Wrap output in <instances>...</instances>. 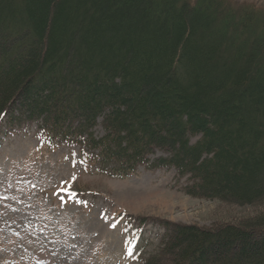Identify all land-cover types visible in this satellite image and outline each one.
<instances>
[{"label":"trees","instance_id":"trees-1","mask_svg":"<svg viewBox=\"0 0 264 264\" xmlns=\"http://www.w3.org/2000/svg\"><path fill=\"white\" fill-rule=\"evenodd\" d=\"M33 123L114 176L174 168L191 196L259 208L212 228L128 215L166 232L140 264H264V6L0 0V134Z\"/></svg>","mask_w":264,"mask_h":264},{"label":"rangeland","instance_id":"rangeland-1","mask_svg":"<svg viewBox=\"0 0 264 264\" xmlns=\"http://www.w3.org/2000/svg\"><path fill=\"white\" fill-rule=\"evenodd\" d=\"M37 126L0 135V264H140L166 232L152 222L141 230L128 215L212 228L259 211L185 193L174 168L114 176L78 146L40 143ZM95 132L104 135L100 125Z\"/></svg>","mask_w":264,"mask_h":264},{"label":"snow or ice","instance_id":"snow-or-ice-1","mask_svg":"<svg viewBox=\"0 0 264 264\" xmlns=\"http://www.w3.org/2000/svg\"><path fill=\"white\" fill-rule=\"evenodd\" d=\"M73 156H75V153H73ZM75 163V162H74ZM73 179H75V177H73ZM60 191H68V192H71V189L70 188H67V189H60ZM5 199H7V197H5ZM63 199V198H62ZM82 203H86L85 202H82ZM112 227H115V225H112ZM125 231H127V229H125ZM128 255L131 256L132 255V251L129 250L128 251Z\"/></svg>","mask_w":264,"mask_h":264}]
</instances>
